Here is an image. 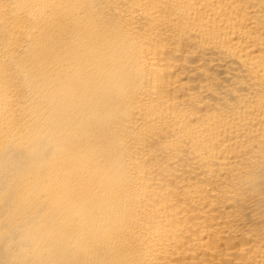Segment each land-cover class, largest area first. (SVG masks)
<instances>
[{"label":"bare ground","instance_id":"1","mask_svg":"<svg viewBox=\"0 0 264 264\" xmlns=\"http://www.w3.org/2000/svg\"><path fill=\"white\" fill-rule=\"evenodd\" d=\"M0 264H264V0H0Z\"/></svg>","mask_w":264,"mask_h":264}]
</instances>
